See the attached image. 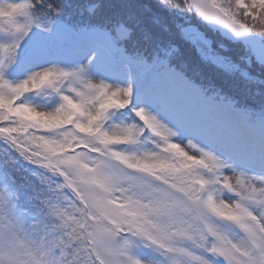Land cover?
I'll list each match as a JSON object with an SVG mask.
<instances>
[{
  "label": "snow or ice",
  "instance_id": "obj_1",
  "mask_svg": "<svg viewBox=\"0 0 264 264\" xmlns=\"http://www.w3.org/2000/svg\"><path fill=\"white\" fill-rule=\"evenodd\" d=\"M255 45L264 0H0V264H264Z\"/></svg>",
  "mask_w": 264,
  "mask_h": 264
},
{
  "label": "trees",
  "instance_id": "obj_2",
  "mask_svg": "<svg viewBox=\"0 0 264 264\" xmlns=\"http://www.w3.org/2000/svg\"><path fill=\"white\" fill-rule=\"evenodd\" d=\"M113 10H119L120 0H112ZM210 37L216 40V47L220 43V37L215 33H209ZM51 43H55L54 38H49ZM177 44L182 52V59L188 64V70L193 74H199L222 87L225 91H233L239 94H244L243 85L240 80L234 75H229L228 72L220 70L210 64L201 61L198 53L191 44L177 38ZM258 69L253 66L252 72L256 74ZM123 118V117H122Z\"/></svg>",
  "mask_w": 264,
  "mask_h": 264
},
{
  "label": "rangeland",
  "instance_id": "obj_3",
  "mask_svg": "<svg viewBox=\"0 0 264 264\" xmlns=\"http://www.w3.org/2000/svg\"><path fill=\"white\" fill-rule=\"evenodd\" d=\"M254 47V51L257 55L261 54L262 51H264V48H262L260 45H255Z\"/></svg>",
  "mask_w": 264,
  "mask_h": 264
}]
</instances>
